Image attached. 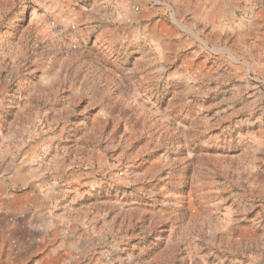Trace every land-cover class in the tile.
Listing matches in <instances>:
<instances>
[{"label": "rangeland", "instance_id": "374dc122", "mask_svg": "<svg viewBox=\"0 0 264 264\" xmlns=\"http://www.w3.org/2000/svg\"><path fill=\"white\" fill-rule=\"evenodd\" d=\"M0 264H264V0H0Z\"/></svg>", "mask_w": 264, "mask_h": 264}, {"label": "crops", "instance_id": "0c3cea01", "mask_svg": "<svg viewBox=\"0 0 264 264\" xmlns=\"http://www.w3.org/2000/svg\"><path fill=\"white\" fill-rule=\"evenodd\" d=\"M23 199H24V202H26V201H27V200L25 199V197H24ZM23 204H24V203H23ZM12 232H13V231H12ZM62 248H64V245L62 246ZM62 248H61V249H62Z\"/></svg>", "mask_w": 264, "mask_h": 264}, {"label": "bare ground", "instance_id": "6f19581e", "mask_svg": "<svg viewBox=\"0 0 264 264\" xmlns=\"http://www.w3.org/2000/svg\"><path fill=\"white\" fill-rule=\"evenodd\" d=\"M16 202V201H15ZM14 204V203H13ZM20 204V203H19ZM14 206H17V205H14Z\"/></svg>", "mask_w": 264, "mask_h": 264}]
</instances>
